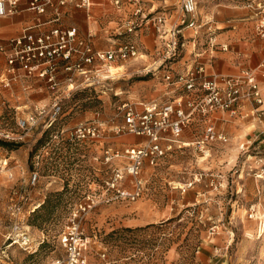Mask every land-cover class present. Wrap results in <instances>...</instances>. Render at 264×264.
Returning <instances> with one entry per match:
<instances>
[{
	"label": "rangeland",
	"instance_id": "1",
	"mask_svg": "<svg viewBox=\"0 0 264 264\" xmlns=\"http://www.w3.org/2000/svg\"><path fill=\"white\" fill-rule=\"evenodd\" d=\"M142 57L114 61L110 67L119 71L96 87L60 94L63 108L49 127L55 95L43 80L36 81L45 84L36 103L19 111L11 103L0 106V129L16 135H24L18 116L37 105L46 109L19 142L0 139L9 159V167L0 170V264H45L61 254L60 234L77 210L83 213L87 264H264V235L258 236L257 221L248 214L252 204H264V178L257 176L264 167V132L258 128L264 113L249 104L250 111L229 126L219 125L222 118L215 113L212 121L228 141L211 144L209 154L193 143L204 129L196 120L183 133L192 128L187 146H174L155 164L145 159L138 177L133 176L126 170L125 150L145 146L149 139L117 133L115 127L125 122L124 103L141 109L158 95L156 75L148 72L152 60ZM239 64L243 69L257 62L247 57ZM33 83L25 79L23 89ZM93 120L103 124L102 138L72 139L78 124ZM114 169L123 171L119 190L108 185ZM35 170L40 179L33 184ZM138 181L139 196L125 195L137 191ZM15 224L27 231L28 246L8 237L14 236Z\"/></svg>",
	"mask_w": 264,
	"mask_h": 264
},
{
	"label": "built area",
	"instance_id": "2",
	"mask_svg": "<svg viewBox=\"0 0 264 264\" xmlns=\"http://www.w3.org/2000/svg\"><path fill=\"white\" fill-rule=\"evenodd\" d=\"M135 5L133 17L128 21V32H134L148 21L156 25L162 45V63L157 69H149L153 75L163 68V78L168 85L181 90L173 101L161 102L156 99L143 102L141 109L133 103H124L125 122L116 126L117 133H133L148 137L149 143L142 147H128L125 151L130 160L126 170L133 176L139 175L143 161L151 164L165 155L174 146H187L183 140L185 129L198 120L203 122L204 129L199 139L193 141L210 153V145L228 141V136L217 130L212 116L215 113L241 115L245 104L254 106L258 114L264 109V55L255 67H245L237 74L214 73L206 74L204 62L199 60L208 50H230L231 45L218 40V28L208 25L198 17V6L202 0H181V17L177 23H168L170 14L167 9L151 11L147 9L144 0H128ZM244 4L255 12L254 37L264 40V0H234ZM20 0H0V16L14 15L19 11ZM119 6L122 0H115ZM73 4L76 7L89 8L92 0H29L27 8L38 14H43L49 6L57 11L56 20H60V6ZM193 31L187 36L186 30ZM192 45L194 62L182 71H176L173 64L181 60L188 44ZM0 52L5 55L6 66L0 75L2 88L13 87L17 81L39 79L45 81L49 91L55 95L51 104V116L46 126H51L55 115L63 108L60 94L69 95L73 90L97 86L112 77L110 65L114 61L138 59L141 49L135 40H125L114 44L108 49H95L91 42L78 35L76 27L55 26L46 31L35 32L34 26L26 27L19 36L12 37L6 42H0ZM214 55L209 57L211 62ZM94 66L92 70L89 68ZM79 75L84 76L80 81ZM62 92V93H61ZM176 92V91H174ZM0 106L9 108L10 102L0 91ZM16 110L19 111L18 107ZM46 113L44 105L35 106V111L27 116L17 117V125L24 135L0 129V139L19 142L38 125L39 116ZM19 114V113H17ZM104 127L98 120L78 124L72 132V139L87 141L100 139ZM197 137V138H198ZM9 167V159L3 154L0 146V170ZM264 178V167L257 173ZM123 171L114 169L110 188H118V180ZM32 183L40 179L39 171L32 173ZM141 181H138L136 192L124 193L134 198L139 196ZM119 190V188L117 189ZM81 209L86 207L81 205ZM249 217L257 221L258 236L264 235V204L263 201L250 206ZM83 213L75 211L68 219L59 237L62 253L52 257L45 264H87V239L81 220ZM14 236L11 242L29 245L30 237L27 231L18 224L13 227Z\"/></svg>",
	"mask_w": 264,
	"mask_h": 264
},
{
	"label": "crops",
	"instance_id": "3",
	"mask_svg": "<svg viewBox=\"0 0 264 264\" xmlns=\"http://www.w3.org/2000/svg\"><path fill=\"white\" fill-rule=\"evenodd\" d=\"M28 1L20 0L19 11L14 15L0 16V42H6L12 37L19 36L28 26H34L35 32L46 31L55 26L76 27L78 35L89 40L95 49H108L114 44L133 39L139 43L141 55L147 57L145 61L152 60V66L150 65L149 69L155 70L162 63V45L155 24L148 21L134 32H128V21L133 17L135 10V5L128 0H122L121 6L117 5L115 0H92V5L89 8L76 7L73 4L60 6V20H56L57 11L54 7L49 6L45 13L38 14L27 8ZM144 3L147 9L151 11L167 9L171 15L168 21L170 24L177 23L181 17V0H144ZM198 13L204 21L208 22V25L220 30L218 34L220 42L231 45L230 50L213 52L208 50L199 59L205 63L207 75L222 72L239 73L241 71L239 62L242 63L247 57L257 64L260 62L259 60L263 56L264 40L254 37L256 18L252 8L238 4L234 0H202L198 6ZM186 32L188 37L193 35L189 29ZM190 45L189 43L188 46ZM212 55H214V59L210 62L209 57ZM156 62L159 63L153 68ZM193 62L191 46L189 50L185 51L182 59L173 64V68L176 71H182ZM5 66V55L0 52V75ZM93 67L90 66L89 68L92 70ZM164 71L163 68L158 70V76L153 79L154 83L157 82L158 85L156 88L158 95L148 99L166 101L181 94V90H176L161 80ZM78 78L82 81L84 76L79 75ZM30 79L34 80L35 83L28 88V91L23 89L24 80L15 82L12 90L1 89L2 94L11 101L10 103L21 110L29 104L36 103L40 97L38 93L45 89L44 83L36 82L39 79ZM262 108L264 109V105ZM250 109L251 106L245 104L241 114L250 111ZM1 110L4 109H0V113ZM217 116L222 118L219 125L223 122L224 124L228 123L229 126L234 123L235 119H240V117L235 116V118L225 113H218ZM258 128L259 133L264 132V123L259 124ZM191 130L192 128L187 130L183 140H191Z\"/></svg>",
	"mask_w": 264,
	"mask_h": 264
},
{
	"label": "bare ground",
	"instance_id": "4",
	"mask_svg": "<svg viewBox=\"0 0 264 264\" xmlns=\"http://www.w3.org/2000/svg\"><path fill=\"white\" fill-rule=\"evenodd\" d=\"M113 66H111L110 67V71L112 72V73H115V72H118L119 71V69L121 68V67H113ZM37 207V206H36Z\"/></svg>",
	"mask_w": 264,
	"mask_h": 264
},
{
	"label": "trees",
	"instance_id": "5",
	"mask_svg": "<svg viewBox=\"0 0 264 264\" xmlns=\"http://www.w3.org/2000/svg\"><path fill=\"white\" fill-rule=\"evenodd\" d=\"M8 146H11L10 144H7Z\"/></svg>",
	"mask_w": 264,
	"mask_h": 264
}]
</instances>
